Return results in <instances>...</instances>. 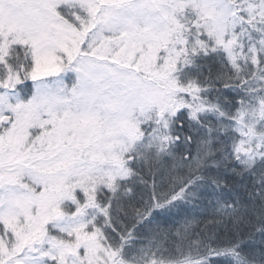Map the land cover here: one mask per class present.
<instances>
[{
  "label": "snow or ice",
  "instance_id": "1",
  "mask_svg": "<svg viewBox=\"0 0 264 264\" xmlns=\"http://www.w3.org/2000/svg\"><path fill=\"white\" fill-rule=\"evenodd\" d=\"M0 264H264V0H0Z\"/></svg>",
  "mask_w": 264,
  "mask_h": 264
}]
</instances>
